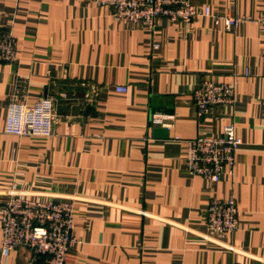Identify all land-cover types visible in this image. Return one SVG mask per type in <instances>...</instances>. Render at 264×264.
<instances>
[{"label": "crops", "instance_id": "crops-1", "mask_svg": "<svg viewBox=\"0 0 264 264\" xmlns=\"http://www.w3.org/2000/svg\"><path fill=\"white\" fill-rule=\"evenodd\" d=\"M193 2L211 15L149 29L91 0H0L17 55L0 63V204L11 188L71 201L78 242L65 264H264V0ZM225 15L252 20L224 29ZM204 79L232 82L233 103L198 115L192 92ZM11 95L50 99L51 135L5 133ZM228 123L243 141L233 174H188L178 139ZM228 197L238 228L219 236L207 207ZM0 264L45 261L20 247Z\"/></svg>", "mask_w": 264, "mask_h": 264}, {"label": "built area", "instance_id": "built-area-1", "mask_svg": "<svg viewBox=\"0 0 264 264\" xmlns=\"http://www.w3.org/2000/svg\"><path fill=\"white\" fill-rule=\"evenodd\" d=\"M106 6L114 19L152 29L157 19L165 17L172 22L187 23L198 16L211 15L210 7L197 6L193 0H91ZM250 17L225 15L218 18L224 29L236 27ZM259 22L264 34V16ZM156 46V44H154ZM17 60L16 40L10 28H0V63ZM125 91L124 86H116ZM235 86L232 82L200 81L192 92L197 114L202 116L219 105L234 101ZM162 119L153 117V123ZM52 101L41 99L33 104L10 100L7 105L4 131L13 135L49 136L53 128ZM185 144L184 169L211 181H218L227 171L233 174L236 153L243 143L232 123L223 126L216 136L196 135L178 139ZM238 207L233 197L211 199L207 207L206 224L209 231L220 236L238 228ZM74 213L71 201L35 200L8 191L0 204V256L7 257L17 248H28L44 258L45 264H65V254L75 241ZM228 264H237L234 261Z\"/></svg>", "mask_w": 264, "mask_h": 264}, {"label": "rangeland", "instance_id": "rangeland-1", "mask_svg": "<svg viewBox=\"0 0 264 264\" xmlns=\"http://www.w3.org/2000/svg\"><path fill=\"white\" fill-rule=\"evenodd\" d=\"M11 30V29H10ZM14 35V34H13ZM15 37V36H14ZM15 40H16V38H15ZM17 61V60H16ZM16 61H14V62H9V63H15ZM10 100H18V99H16V97H15V95H11L10 97H9V99H8V102H7V105H8V103L10 102ZM18 102H24V103H26L25 101H23V100H18ZM28 104V103H27ZM24 136H26V135H24ZM10 190V189H9ZM8 196V195H7ZM217 235V234H216ZM220 236V235H219ZM75 237V241H74V243L69 247V248H71L75 243H77L78 242V238H77V236L75 235L74 236ZM24 248V247H23ZM26 249H28V248H26ZM16 250V249H15ZM69 250V249H68ZM67 250V251H68ZM67 251H66V254H65V260H66V255H67Z\"/></svg>", "mask_w": 264, "mask_h": 264}, {"label": "water", "instance_id": "water-1", "mask_svg": "<svg viewBox=\"0 0 264 264\" xmlns=\"http://www.w3.org/2000/svg\"><path fill=\"white\" fill-rule=\"evenodd\" d=\"M153 133L159 137H167V130L163 127H154Z\"/></svg>", "mask_w": 264, "mask_h": 264}]
</instances>
